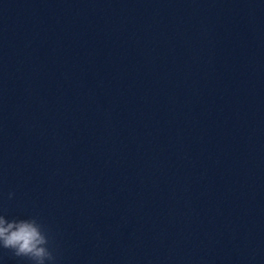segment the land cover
I'll list each match as a JSON object with an SVG mask.
<instances>
[{"label":"clouds","instance_id":"9594fccd","mask_svg":"<svg viewBox=\"0 0 264 264\" xmlns=\"http://www.w3.org/2000/svg\"><path fill=\"white\" fill-rule=\"evenodd\" d=\"M13 194L9 193V198ZM49 237L36 218L7 220L0 214V249L32 264H53L55 256L49 247Z\"/></svg>","mask_w":264,"mask_h":264}]
</instances>
